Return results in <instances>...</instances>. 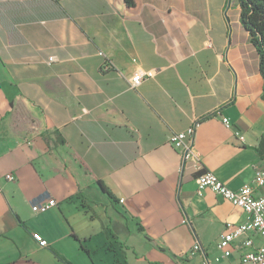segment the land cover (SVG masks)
I'll return each mask as SVG.
<instances>
[{"label":"crops","instance_id":"crops-1","mask_svg":"<svg viewBox=\"0 0 264 264\" xmlns=\"http://www.w3.org/2000/svg\"><path fill=\"white\" fill-rule=\"evenodd\" d=\"M132 1L0 0V264H226L264 245L241 236L217 261L248 214L197 191L201 169L238 190L264 160V79L238 1ZM142 70L155 75L131 88ZM194 122L200 163L169 143Z\"/></svg>","mask_w":264,"mask_h":264},{"label":"built area","instance_id":"built-area-1","mask_svg":"<svg viewBox=\"0 0 264 264\" xmlns=\"http://www.w3.org/2000/svg\"><path fill=\"white\" fill-rule=\"evenodd\" d=\"M104 55L103 51L99 52ZM50 61L54 60L50 56ZM105 69L111 67V62L107 60L103 66ZM155 75L153 70L138 71L129 78V85L131 88H137L142 82ZM223 121L227 126H231L228 118L224 117ZM198 122H194L186 131L173 132L169 137V143L178 149L181 153L182 160L186 161L189 158H195L199 163L201 162L198 152L195 150L194 138L195 130ZM244 137L242 136L241 139ZM255 176L251 184H246L238 190L229 188L214 172L209 169L200 170L196 177L197 191L199 195H203L207 188L212 189L217 194L225 199L232 201L234 204L241 206L248 214V220L242 223L228 222L223 233L217 242V248L220 250V255L216 257L217 261L222 258H229L232 255L234 241L246 235L245 246L250 247L253 244L250 233H257L264 236V160L254 165ZM9 180L15 179L14 173L7 174ZM257 189H262L258 192ZM55 204L54 200L36 205L33 207L35 212H44L49 207ZM186 222L189 223L188 220ZM35 240L42 246L49 245L48 241L42 234L33 233ZM203 246L199 240H196L191 247L188 256L202 252ZM203 264H210L209 259L205 258ZM226 264H264V245L254 249H248L241 256L239 261H228Z\"/></svg>","mask_w":264,"mask_h":264},{"label":"trees","instance_id":"trees-1","mask_svg":"<svg viewBox=\"0 0 264 264\" xmlns=\"http://www.w3.org/2000/svg\"><path fill=\"white\" fill-rule=\"evenodd\" d=\"M133 5L132 0H126ZM240 7V19L243 27L249 32L251 42L260 56V72L264 79V0H237ZM264 98V87H263ZM260 153L264 159V142Z\"/></svg>","mask_w":264,"mask_h":264},{"label":"rangeland","instance_id":"rangeland-1","mask_svg":"<svg viewBox=\"0 0 264 264\" xmlns=\"http://www.w3.org/2000/svg\"><path fill=\"white\" fill-rule=\"evenodd\" d=\"M237 11H239L238 6L237 5H233L231 7V13H232V15H235V13H237Z\"/></svg>","mask_w":264,"mask_h":264}]
</instances>
